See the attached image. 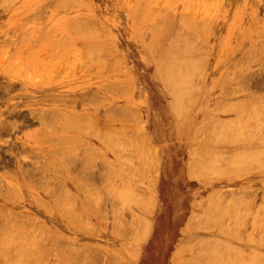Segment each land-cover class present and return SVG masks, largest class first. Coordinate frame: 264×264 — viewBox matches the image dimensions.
Returning a JSON list of instances; mask_svg holds the SVG:
<instances>
[{
    "label": "rangeland",
    "instance_id": "obj_1",
    "mask_svg": "<svg viewBox=\"0 0 264 264\" xmlns=\"http://www.w3.org/2000/svg\"><path fill=\"white\" fill-rule=\"evenodd\" d=\"M263 120L264 0H0V264H264Z\"/></svg>",
    "mask_w": 264,
    "mask_h": 264
},
{
    "label": "bare ground",
    "instance_id": "obj_2",
    "mask_svg": "<svg viewBox=\"0 0 264 264\" xmlns=\"http://www.w3.org/2000/svg\"><path fill=\"white\" fill-rule=\"evenodd\" d=\"M166 21H167V20H166ZM169 25H170V23H169ZM172 25H173V24H172ZM163 27H164V26H163ZM169 27H171V26H169ZM163 30H164V29H163ZM163 32H165V31H163ZM168 32H170V31H168ZM168 32H167V33H162V34H165V35H166V34H168ZM185 32H187V31H185ZM185 32H183V33H184V34H187V33H185ZM190 32H191V31H190ZM183 33H182V34H183ZM191 33H192V32H191ZM169 34H172V32H170ZM188 34H190L189 31H188ZM191 35H192V34H191ZM159 36H160V35H159ZM167 36H168V35H167ZM171 36H172V35H171ZM182 36H183V35H182ZM184 36H185V37L187 36V37L189 38V40H190V35H189V36H188V35H184ZM184 36H183V37H184ZM193 36H194V35H193ZM161 37H162V36H161ZM165 37H166V36H165ZM180 37H181V35H180ZM183 37H182V38H183ZM187 37H186V38H187ZM162 38H163L162 41H160V40H161L160 37H159L160 40L158 39V41H160L161 44L165 43L164 35H163ZM166 38H167V37H166ZM168 38H169V37H168ZM182 38H181V39H182ZM186 38H185V39H186ZM194 38H197V37H194ZM175 39H177V38H175ZM175 39H174V40H175ZM163 40H164V41H163ZM191 40H192V39H191ZM186 41H187V40H186ZM186 41H185V42H186ZM192 41H193V40H192ZM192 41H190V42H192ZM194 41H195V40H194ZM194 41H193V42H194ZM162 42H163V43H162ZM199 43H201V41H199ZM156 44H157V43H156ZM166 44H167V43H166ZM183 44H184V42H183ZM192 44H193V43H192ZM164 45H165V44H164ZM173 45H175V44L173 43ZM181 45H182V44H180V46H181ZM196 45H197V44H196ZM200 45H203V43L200 44ZM165 46H166V45H165ZM189 46H190V45H189ZM197 46H198V45H197ZM203 46H204V45H203ZM161 47H164V46H161ZM161 47H160V48H161ZM175 47H176V46H174V48H175ZM193 47H194V46H193ZM172 48H173V47H172ZM181 48L183 49V47H181ZM203 48H204V47H203ZM194 49H195V48H194ZM194 49H192V50H194ZM199 49H202V46H201V48H199ZM199 49H198V50H199ZM172 50H174V49H172ZM204 50H205V48H204ZM154 51H155V49H154ZM174 51H175V52H174L175 54L172 53V55H170V56L168 55L167 57H169V59L172 60V59H174V58H173L174 55H177V56H178V57H177L178 59H174L175 61H173L172 68H173L174 70L179 69V70H180V74H181L185 69L188 68V63H189V62H188L186 59H187V58H191V55H192V54H191V49H190V48H187V49H183V50H181V51L179 50L180 53H179V52L177 53L176 50H174ZM195 51H197V47H196V50H195ZM201 51H202V50H201ZM160 52H161V51H160ZM160 52H159V53H160ZM169 52H170V51H169ZM202 52H203V51H202ZM154 53H155V52H154ZM154 53H153V54H154ZM156 53H157V52H156ZM159 53H157V54L159 55ZM162 53H163V52H162ZM162 53H160V54H162ZM157 54H156V56H157ZM168 54H169V53H168ZM154 56H155V54H154ZM175 57H176V56H175ZM193 58H195V57H193ZM168 61H169V60H168ZM168 61H167V62H168ZM164 64H165V61H164ZM180 74H179V76H180ZM185 75H186V74H185ZM195 79H196V78H195ZM238 86H239V85H238ZM233 87L235 88V86H233ZM227 89H228V88H227ZM227 89H226V90H227ZM235 89H236V88H235ZM226 90H224L223 93H228V92H225ZM229 90H231V87L229 88ZM194 92H195V91H194ZM230 92H231V91H230ZM228 94H229V93H228ZM14 104H15V103H14ZM186 104H187V103H186ZM14 110H15V109H14ZM42 110H43V109H42ZM8 112H9V111H8ZM10 112H11V111H10ZM14 112H16V111H14ZM38 112H39V111H38ZM38 112H37V114H38ZM6 113H7V112H6ZM39 114H40V113H39ZM45 114H46V113H45ZM55 114H56V113H55ZM10 115H11V114H10ZM17 115H18V114H17ZM21 116H22V115H21ZM37 116H38V115H37ZM44 116H45V115H44ZM46 116H47V114H46ZM48 116H49V115H48ZM16 117H17V116H16ZM35 117H36V116H35ZM49 117H50V116H49ZM260 118H261V117H260ZM3 121H4V120H3ZM52 121H53V120H51V122H52ZM6 122H9V120L6 121ZM15 122H17V121H15ZM39 122H40V121H39ZM263 122H264V120H263ZM263 122L260 124V127H261V125L263 124ZM4 123H5V122H4ZM4 123H3V124L1 123V124L4 126ZM13 123H14V120H13L12 124H13ZM45 123H46V125H48L47 123L50 124V122H48V121L46 122V120H45ZM67 123H68V122H67ZM5 124L7 125L8 123H5ZM10 124H11V123H10ZM10 124H9V125H10ZM12 124H11V125H12ZM15 124H16V123H15ZM39 124H40V123H39ZM57 124H58V123H57ZM6 125H5L4 127H3V126H2V127H3V128H6ZM52 125H53V124H52ZM55 125H56V124H55ZM14 126H15V125H14ZM203 126H204V125H203ZM40 127H41V126H40ZM10 128L12 129V127H10ZM54 128H55V127H54ZM210 128H211V127H210ZM57 129H58V128H57ZM198 129H199V128H198ZM207 129H208V128H207ZM207 129H206V130H207ZM6 130H7V129H6ZM201 130L203 131L202 128H201ZM212 130H213V129H212ZM247 130H248V129H247ZM0 131H1V130H0ZM4 131H5V130H4ZM43 131H44V130H43ZM204 131H205V129H204ZM244 131H245V130H244ZM250 131H251V130H250ZM250 131L248 132V133H249V136H250ZM197 132H198V131H197ZM199 132H200V131H199ZM261 132H262V131H261ZM263 132H264V131H263ZM42 133H44V132H42ZM208 133H209V132H208ZM210 133H211V132H210ZM212 133H213V132H212ZM212 133H211V134H212ZM214 133H215V132H214ZM248 133H247V131H246V134H244V136H245V135H248ZM251 133H252V132H251ZM1 134H2V133H1ZM45 134H46V133H45ZM39 135H40V133H39ZM205 135H206V134H205ZM0 136H1V135H0ZM2 136H3V134H2ZM207 136H208V135H207ZM208 137H209V136H208ZM245 137H246V136H245ZM255 137H256V136H255ZM213 138H214V136L212 137V139H213ZM239 138H240V137H239ZM246 138H247V137H246ZM52 139H53V138H52ZM52 139H50L51 142H52ZM47 140H48V139H47ZM53 140H54V139H53ZM237 140H239V139H237ZM44 141H45V140H44ZM239 141H240V140H239ZM48 142H49V140L47 141V143H48ZM236 142H237V141H236ZM220 150H222V149H220ZM255 150H256V149H255ZM204 151H205V153H206V150H204ZM208 151H209V150H208ZM208 151H207V152H208ZM250 151H251V150H250ZM202 153H203V152H202ZM203 154H204V153H203ZM262 156H264V155H262ZM261 158H262V157H261ZM263 159H264V158H263ZM261 160H262V159H261ZM262 161H263V160H262ZM150 164H151V163H150ZM151 165H153V164H151ZM155 166H156V165H155ZM231 168H232V167H231ZM23 171H24V170H23ZM191 171H192V170H191ZM21 173H23V172H21ZM208 173H209V172H208ZM23 174H24V173H23ZM25 174H26V173H25ZM203 174H204V173H203ZM27 175H28V174H27ZM129 175H130V174H129ZM206 176H207V175H206ZM24 177H26V175H24ZM26 178H27V177H26ZM133 181H134V179H133ZM135 181H136V180H135ZM136 182H137V181H136ZM131 183H132V182H131ZM135 184H136V183H135ZM8 186H10V185H8ZM122 186H123V185H121V187H122ZM131 187H132V186H131ZM8 188H9V187H8ZM14 188H15V187H14ZM14 188L11 187L12 190H13ZM136 188H137V187H136ZM137 189H138V188H137ZM15 190H16V188H15ZM145 190H146V189H145ZM16 191H17V190H16ZM135 191H136V190H135ZM138 191H139V190H138ZM146 191H147V190H146ZM140 192H141V190H140ZM135 193H136V192H135ZM145 193H146V192H145ZM142 194H144V193H142ZM140 195H141V194H140ZM141 196H142V195H141ZM144 196H145V195H144ZM147 196H148V195H147ZM145 197H146V196H145ZM7 198L9 199V197H7ZM142 198H144V197H142ZM10 199H11V198H10ZM146 199H147V198H146ZM148 199H149V198H148ZM151 199H152V198H151ZM151 199H150V200H151ZM145 201H146V200H145ZM147 202L150 204L149 201H147ZM202 203L205 204V202H202ZM149 206H150V205H149ZM131 212H132V211H131ZM134 213H135V212H134ZM193 214H194V213H193ZM193 214H192V216H193ZM134 215H135V214H134ZM190 218H191V217H190ZM245 218H247V217H244V219H245ZM135 219H136V218H135ZM138 219L140 220V218H138ZM224 219H225V218H224ZM224 219H223V221H224ZM188 220H189V219H188ZM194 221H196V220H194ZM197 221L202 222V221H200V219H197ZM246 221H247V220H246ZM135 222H136V221H134V223H135ZM206 222H207V220H206ZM247 222H248V221H247ZM138 223H139V222H138ZM194 223H197V222H194ZM208 223H209V222H208ZM221 223H222V221H221ZM223 223H224V222H223ZM135 224H137V223H135ZM141 224H143V223H141ZM197 224H198V223H197ZM209 224H210V223H209ZM201 225H202V224H201ZM205 225H206V228H207V230H208V227H207L208 225H207V224H205ZM139 226H140V224H139ZM186 226H187V225H186ZM195 226H196V225H195ZM244 226H245V225H244ZM244 226H242V227L244 228ZM203 227H204V226H203ZM213 227H214V226H213ZM230 227H231V226H230ZM236 227H237V226H236ZM236 227H235V228H236ZM240 227H241V226H240ZM237 228H239V226H238ZM212 229H214V228H212ZM140 230H141V229H140ZM244 230H246V229L244 228ZM241 231H242V229H241ZM237 232H238V231H237ZM262 232H264V231H262ZM225 234H226V233H225ZM227 234H228V233H227ZM136 235H137V234H136ZM233 235H234V234H233ZM263 235H264V234H263ZM213 239H214V238H213ZM213 239L211 238V240H212L211 243L214 242L215 244H213L212 248H217L216 250H218V248H219L220 246L216 245V242H215L216 240L213 241ZM216 239H217V238H216ZM263 239H264V238H263ZM203 240H204V239H203ZM203 240H202V241H203ZM1 241L3 242V239H2ZM209 241H210V239H209ZM220 241H221V240H220ZM220 241H218V242H220ZM222 242H224V241H221V244H222ZM257 242H258V241H257ZM257 242H256V243H257ZM203 243H204V241H203ZM263 243H264V242H263ZM199 244H200V243H199ZM204 244H205V243H204ZM206 244H207V243H206ZM209 244H210V243H209ZM217 244H218V243H217ZM257 244L259 245V242H258ZM214 245H215L216 247H214ZM229 245H230V244H229ZM260 245H261V242H260ZM260 245H259V246H260ZM5 246H6V245H5ZM5 246H4V247H5ZM205 246L207 247V245H205ZM217 246H218V247H217ZM230 246H231V245H230ZM230 246H229V247H230ZM192 247H193V246H192ZM198 247H199V246H198ZM202 247H204V246H202ZM208 247H209V246H208ZM221 247H222V246H221ZM223 247L225 248L226 246H224V244H223ZM229 247H228V248H229ZM192 249H194V248H192ZM203 249L208 250V248L206 249L205 247H204ZM203 249H202L201 251H203ZM220 249H222V248H219V250H220ZM225 249H226V248H225ZM230 249H231V248H230ZM2 250H4V249L2 248ZM11 250H12V249H11ZM194 250H195V249H194ZM196 250H197V249H196ZM210 250H211V249H210ZM208 251H209V250H208ZM213 251H214V250H213ZM222 251H223V253H224V251H225V253L227 252L226 250H222ZM230 251H231V250H230ZM234 251H236V249H234ZM242 251H243V250H242ZM257 251H258V250H257ZM193 252H194V251H193ZM199 252H200V251H199ZM218 252L220 253V251H218ZM228 252H229V250H228ZM236 252H237V251H236ZM254 252H255V251H254ZM15 253H16V252H15ZM174 253H175V252H174ZM195 253H198V252L195 251ZM205 253H206V252H205ZM225 253H224V255H225ZM238 253H239V252H238ZM247 253H248V252H247ZM4 254H5V256H7V254H6L5 252H4ZM189 254H190V253H189ZM203 254H204V252H203ZM203 254H202V252L199 253L200 256L203 255ZM217 254H218V253H217ZM226 254H227V253H226ZM228 254L232 256V253H231V254L228 253ZM234 254H235V252H234ZM199 255H198V256H199ZM204 255H205V254H204ZM206 255H208V253H207ZM206 255H205V256H206ZM242 255H243V254H242ZM244 255H245V254H244ZM226 256H227V255H225V258H226ZM235 256H236V254H235ZM14 257H16V256H14ZM229 257H230V256H229ZM238 257H239V255H238ZM240 257L243 258V260L246 258V257L244 258V256L242 257L241 255H240ZM19 258H20V257H19ZM225 258H224V260H227V259H225ZM231 258H232V257H231ZM233 258H234V257H233ZM236 258H237V257H235V259H236ZM248 258H250V257H248ZM189 259H190V258H189ZM189 259H188V260H189ZM193 259H195V258H193ZM201 259H203V258H201ZM204 259H205V258H204ZM239 259H240V258H239ZM246 259H247V258H246ZM188 260H187V261H188ZM206 260H207V259H206ZM206 260H205V261H206ZM231 260H232V259H231ZM240 260H242V259H240ZM248 260H249V259H248ZM22 261H23V258H22ZM190 261H191V259H190ZM197 261H199V260H197ZM227 261H229V260H227ZM236 261H237L236 263H238V258H237ZM202 262H204V261H202ZM246 262H247V261L245 260V262H243V263H246ZM197 263H198V262H197ZM199 263H200V262H199ZM239 263H240V262H239ZM257 263H258V262H257ZM191 264H192V263H191ZM240 264H241V263H240ZM246 264H247V263H246ZM252 264H254V263H252ZM255 264H256V263H255Z\"/></svg>",
    "mask_w": 264,
    "mask_h": 264
}]
</instances>
